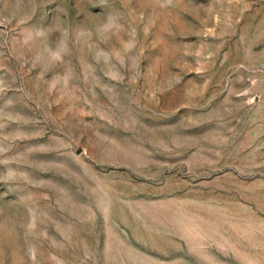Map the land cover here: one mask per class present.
Returning a JSON list of instances; mask_svg holds the SVG:
<instances>
[{
  "label": "rangeland",
  "instance_id": "1",
  "mask_svg": "<svg viewBox=\"0 0 264 264\" xmlns=\"http://www.w3.org/2000/svg\"><path fill=\"white\" fill-rule=\"evenodd\" d=\"M0 264H264V0H0Z\"/></svg>",
  "mask_w": 264,
  "mask_h": 264
},
{
  "label": "clouds",
  "instance_id": "2",
  "mask_svg": "<svg viewBox=\"0 0 264 264\" xmlns=\"http://www.w3.org/2000/svg\"><path fill=\"white\" fill-rule=\"evenodd\" d=\"M172 2V0H168V3H171Z\"/></svg>",
  "mask_w": 264,
  "mask_h": 264
}]
</instances>
